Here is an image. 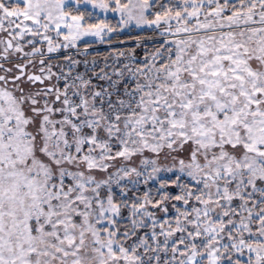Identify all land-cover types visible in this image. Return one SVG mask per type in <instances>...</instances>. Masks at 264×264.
Masks as SVG:
<instances>
[{
    "label": "snow or ice",
    "instance_id": "snow-or-ice-1",
    "mask_svg": "<svg viewBox=\"0 0 264 264\" xmlns=\"http://www.w3.org/2000/svg\"><path fill=\"white\" fill-rule=\"evenodd\" d=\"M0 264H264V0H0Z\"/></svg>",
    "mask_w": 264,
    "mask_h": 264
},
{
    "label": "trees",
    "instance_id": "trees-1",
    "mask_svg": "<svg viewBox=\"0 0 264 264\" xmlns=\"http://www.w3.org/2000/svg\"><path fill=\"white\" fill-rule=\"evenodd\" d=\"M81 11H90L89 9L83 7L80 9ZM113 24L116 23L117 21V17H108ZM139 35H147V36H151L153 35L151 32L145 31L144 33H141L139 30H135V31H124V32H120L118 34H114L113 35V43L111 46L105 47V46H101V44H97L94 46H101L99 48H95V49H90L89 50V56L87 57L89 60L92 59L93 56L96 57L98 63L100 66H103V57L105 55L108 54V52L112 49V48H117L120 50H128L131 49L133 47H135L136 45V37ZM120 41H124V43H120ZM146 44L149 45V47H151L153 45V43H155V37L153 40L150 41H145ZM102 45H107V44H102ZM136 54L137 56H143L144 55V51L143 48H137L136 49ZM79 58H83V57H79Z\"/></svg>",
    "mask_w": 264,
    "mask_h": 264
},
{
    "label": "rangeland",
    "instance_id": "rangeland-1",
    "mask_svg": "<svg viewBox=\"0 0 264 264\" xmlns=\"http://www.w3.org/2000/svg\"><path fill=\"white\" fill-rule=\"evenodd\" d=\"M73 7H75V5H72ZM80 7V9L81 8H83V7H85V8H87V9H89L90 11H93V9H91V7L89 6V5H80L79 6ZM109 16H111V17H115L114 15H112V14H109ZM108 16V17H109ZM118 18V17H117ZM101 46H105V47H108V46H110V45H102L101 44ZM138 58H142L143 56H137Z\"/></svg>",
    "mask_w": 264,
    "mask_h": 264
},
{
    "label": "built area",
    "instance_id": "built-area-1",
    "mask_svg": "<svg viewBox=\"0 0 264 264\" xmlns=\"http://www.w3.org/2000/svg\"><path fill=\"white\" fill-rule=\"evenodd\" d=\"M99 47H101V46H93L92 48H90V49H95V48H99ZM89 49V50H90Z\"/></svg>",
    "mask_w": 264,
    "mask_h": 264
}]
</instances>
